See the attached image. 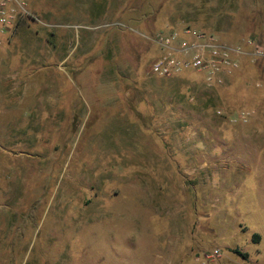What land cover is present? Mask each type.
<instances>
[{"label":"rangeland","instance_id":"1","mask_svg":"<svg viewBox=\"0 0 264 264\" xmlns=\"http://www.w3.org/2000/svg\"><path fill=\"white\" fill-rule=\"evenodd\" d=\"M27 2L59 26L0 45V264H264V0ZM184 25L245 51L224 85L151 73Z\"/></svg>","mask_w":264,"mask_h":264},{"label":"built area","instance_id":"2","mask_svg":"<svg viewBox=\"0 0 264 264\" xmlns=\"http://www.w3.org/2000/svg\"><path fill=\"white\" fill-rule=\"evenodd\" d=\"M27 0H0V45L9 34L25 19H31ZM35 20L50 27L38 17ZM152 41L158 47V54L151 63V73L160 77H173L185 71H195L203 76L209 86L224 85L228 77L241 66L243 49L234 48L222 42L213 32L206 29L184 25L180 28L162 30L154 34ZM251 55L264 60V44L256 37L247 40ZM219 114L223 111L219 110ZM254 109L240 108L233 120L248 123L255 116ZM222 250L216 248L207 255L219 258Z\"/></svg>","mask_w":264,"mask_h":264},{"label":"crops","instance_id":"3","mask_svg":"<svg viewBox=\"0 0 264 264\" xmlns=\"http://www.w3.org/2000/svg\"><path fill=\"white\" fill-rule=\"evenodd\" d=\"M260 131H263V129H260ZM259 136V135H258ZM232 167L231 166H225V177H224V181H223V191L225 194L229 193V194H233V187H236V185L242 184V178L240 179V182L238 183L236 181V179L233 176V172H232Z\"/></svg>","mask_w":264,"mask_h":264},{"label":"trees","instance_id":"4","mask_svg":"<svg viewBox=\"0 0 264 264\" xmlns=\"http://www.w3.org/2000/svg\"><path fill=\"white\" fill-rule=\"evenodd\" d=\"M235 252L241 254L242 256L246 257L247 256V253L246 252H242L240 249L236 248L235 249Z\"/></svg>","mask_w":264,"mask_h":264}]
</instances>
